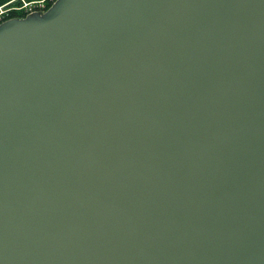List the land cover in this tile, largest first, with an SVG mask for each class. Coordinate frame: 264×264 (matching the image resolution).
<instances>
[{"label":"water","instance_id":"water-1","mask_svg":"<svg viewBox=\"0 0 264 264\" xmlns=\"http://www.w3.org/2000/svg\"><path fill=\"white\" fill-rule=\"evenodd\" d=\"M0 264H264V0L1 22Z\"/></svg>","mask_w":264,"mask_h":264},{"label":"built area","instance_id":"built-area-1","mask_svg":"<svg viewBox=\"0 0 264 264\" xmlns=\"http://www.w3.org/2000/svg\"><path fill=\"white\" fill-rule=\"evenodd\" d=\"M54 2L55 0H35L33 2H29V4H25L24 6H22V9L26 16L37 11H45L48 9V5Z\"/></svg>","mask_w":264,"mask_h":264},{"label":"rangeland","instance_id":"rangeland-1","mask_svg":"<svg viewBox=\"0 0 264 264\" xmlns=\"http://www.w3.org/2000/svg\"><path fill=\"white\" fill-rule=\"evenodd\" d=\"M20 1H22V5L12 4L11 6H9L8 4H5V5L0 7V22L4 19V17L6 15L10 14V12L12 10L21 11V13H23L22 6H24L25 4H29V2H33L35 0H30V1L29 0H20ZM49 1H51V0H49Z\"/></svg>","mask_w":264,"mask_h":264},{"label":"trees","instance_id":"trees-1","mask_svg":"<svg viewBox=\"0 0 264 264\" xmlns=\"http://www.w3.org/2000/svg\"><path fill=\"white\" fill-rule=\"evenodd\" d=\"M5 4H8L9 6H11L12 4L22 5V1H20V0H0V7L5 5ZM50 6H51V3L48 5V7H50ZM24 15H25L24 12L21 13V11L12 10L10 12V14L6 15L2 21H5V20L12 18V17H15V16H24Z\"/></svg>","mask_w":264,"mask_h":264}]
</instances>
